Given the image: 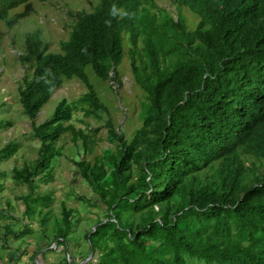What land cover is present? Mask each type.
<instances>
[{
  "label": "trees",
  "instance_id": "16d2710c",
  "mask_svg": "<svg viewBox=\"0 0 264 264\" xmlns=\"http://www.w3.org/2000/svg\"><path fill=\"white\" fill-rule=\"evenodd\" d=\"M30 1L0 0L6 28L33 12ZM169 1L174 15L153 0H98L89 12L66 11L70 30L54 52L38 35H25L19 57L30 71L16 88V101L39 145L33 162L11 170L14 184L29 192L18 198L26 223L15 232L6 228L8 235L23 240L35 210L40 216L48 208L49 196L34 191L59 155V138L68 135L88 149V136L68 123L73 112L93 119L108 112L85 69L100 81H116L127 37L130 73L144 94L140 125L126 139L106 120L111 147L92 163L74 162L102 220L82 235L87 253L81 260L75 263L71 253L62 264H264V0ZM112 4L130 18L117 16L106 27ZM17 7L22 11L9 17ZM183 10L195 19L192 28ZM70 79L84 92L71 102L59 100L51 116L35 124L51 93ZM18 146L5 143L0 163ZM71 214L62 206L50 240L41 231L30 264L45 254L46 240L65 252Z\"/></svg>",
  "mask_w": 264,
  "mask_h": 264
},
{
  "label": "rangeland",
  "instance_id": "374dc122",
  "mask_svg": "<svg viewBox=\"0 0 264 264\" xmlns=\"http://www.w3.org/2000/svg\"><path fill=\"white\" fill-rule=\"evenodd\" d=\"M97 1L45 0L41 3L38 0H31L33 12L27 17L19 19L10 28H6L0 21V124L10 122L8 127L0 129V148L10 141H15L19 145L14 155L0 163V209L5 208V214L0 216V264H4L13 253L14 258L9 264H30L28 254L34 251L37 240L43 239L42 230L44 237L51 239L53 224L55 221L60 223L62 206L72 211V230L69 237L65 238L67 240L65 252L61 253L53 242L47 243L48 240H46L43 243L48 245V248L45 247L46 249L43 250L45 254L34 255L33 263L62 264L63 257H66L68 263L71 253L74 254V262L78 263L81 260L80 254L87 253V245L82 235L93 227L96 220H102V213L95 205H90L94 202V196L89 186L79 176L74 162L92 163L104 149L111 147L106 139L104 128L106 120L109 119L112 126L126 139H129L140 125L138 113L144 101V94L133 82L129 69V43L127 37H124L123 58L117 68L116 81L112 83L100 81L88 68L85 69L89 83L93 85L94 91L108 112L100 114L99 119L84 117L79 110L73 112L68 123L88 136V149L83 150L80 140L73 144L68 135L59 138L55 143V148L59 149V155L52 159L48 172L44 173L37 182L34 191L40 196H49L51 201L48 208H41L40 216H37L38 208L35 210V215L27 222L31 233L24 236L23 240L7 234V229L15 232L21 229L22 222L26 223L22 215L24 205L18 198L29 192L25 185L14 184L11 179V170L33 162L37 157L36 150L39 145L31 138L30 120L21 115L20 106L16 101V88L24 74H29L30 71L29 66L23 65L19 57L24 54L23 39L25 35L34 33L46 45L47 52L58 50L59 41L67 38L72 23V17L66 15V11L89 12ZM153 3L156 8L174 15V7L169 0H153ZM20 11L22 7H17L10 11L8 16ZM183 14L187 26L192 28L195 19L185 10ZM140 47V41H137L136 49L139 50ZM83 92L84 86L77 79L64 80L51 93L49 100L35 115L33 122L39 124L48 119L59 100L65 99L71 102ZM94 129L96 132L93 134L91 132ZM5 204L8 206L4 207ZM46 212L48 213L47 221L41 225L39 221ZM58 240L61 241V239ZM17 247L19 251L15 250ZM54 248L56 249L52 251ZM88 258L89 252L84 262Z\"/></svg>",
  "mask_w": 264,
  "mask_h": 264
},
{
  "label": "clouds",
  "instance_id": "9594fccd",
  "mask_svg": "<svg viewBox=\"0 0 264 264\" xmlns=\"http://www.w3.org/2000/svg\"><path fill=\"white\" fill-rule=\"evenodd\" d=\"M117 16H120L121 18H125V17L130 18V14L127 11L118 8L115 4H112L109 6V11H108V17L110 18H105L104 20L105 26L110 27L112 19L116 18Z\"/></svg>",
  "mask_w": 264,
  "mask_h": 264
},
{
  "label": "water",
  "instance_id": "95a60500",
  "mask_svg": "<svg viewBox=\"0 0 264 264\" xmlns=\"http://www.w3.org/2000/svg\"><path fill=\"white\" fill-rule=\"evenodd\" d=\"M91 252L89 251V256H90Z\"/></svg>",
  "mask_w": 264,
  "mask_h": 264
}]
</instances>
